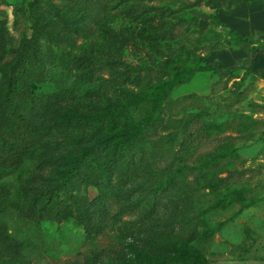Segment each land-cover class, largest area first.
I'll return each instance as SVG.
<instances>
[{
    "label": "trees",
    "instance_id": "obj_1",
    "mask_svg": "<svg viewBox=\"0 0 264 264\" xmlns=\"http://www.w3.org/2000/svg\"><path fill=\"white\" fill-rule=\"evenodd\" d=\"M243 1L258 0H189L185 7L215 10L212 25L229 28L241 45L256 46L217 14ZM104 4L28 1L23 11L31 33L18 45L8 21L0 19V264H30L29 252L43 248L42 223L71 220L88 241L113 230L128 249L118 259L96 251L84 264H210L188 250L200 236L198 217L186 213L180 220L175 207L162 214L165 200H176L185 169L156 179L148 150L164 138L173 93L209 69L206 59L149 55L133 66L119 55L95 54L83 42L93 34ZM150 9L160 14L162 25L176 12L166 2ZM178 22L185 26L197 19L181 15ZM175 27L163 25L161 35H152L151 49L174 39ZM110 90L114 98L107 95ZM81 100L88 103L84 109ZM167 139L173 144L171 136ZM225 159L226 147L220 146L187 170L217 193L234 178L221 169ZM90 187L98 191L94 198L85 192ZM185 229V238L174 237ZM158 233L164 241H157Z\"/></svg>",
    "mask_w": 264,
    "mask_h": 264
},
{
    "label": "rangeland",
    "instance_id": "obj_2",
    "mask_svg": "<svg viewBox=\"0 0 264 264\" xmlns=\"http://www.w3.org/2000/svg\"><path fill=\"white\" fill-rule=\"evenodd\" d=\"M28 1L31 0H0V19L8 21L14 45L31 33L23 11ZM188 1L105 0L93 34L83 43L95 54L119 55L133 66H141L149 55L159 59L205 57L209 69L196 73L173 93L175 104L162 130L164 138L148 147L156 179L164 180L172 172L185 169L176 200H165L162 214L169 215L175 207L180 211L176 214L180 220L186 213L198 217L195 222L200 236L188 250L210 264H264V85L256 72V57L264 50L256 48L260 47L257 41L256 46L239 44L229 28L210 23L215 10L188 9ZM164 2L176 11L163 23L165 27L176 26V37L160 40L157 50H152L154 42L150 37L161 35L163 25L160 14L150 8ZM248 10L256 11V2ZM246 11L245 7L239 14ZM219 12V18L224 19L226 14ZM181 15L196 18L197 22L182 26L178 22ZM120 36L126 39L124 43ZM226 37L233 40L225 41ZM214 44L219 46L217 50L210 48ZM109 76L108 71L104 72L105 78ZM107 92L114 98L112 90ZM81 102L79 108L84 109L88 103ZM170 136L173 144L167 139ZM220 146L226 147L221 169L233 172L234 178L229 187L215 193L187 167L197 168ZM85 192L90 198L98 195L93 187ZM12 225L18 226L15 222ZM42 230L43 248L29 252L30 264H84L96 251L115 259L128 252L113 230L94 242L88 241L84 229L76 227L72 220L43 222ZM186 232L187 229L174 237L185 238ZM159 240L164 241L158 233ZM149 247L139 245L141 249Z\"/></svg>",
    "mask_w": 264,
    "mask_h": 264
},
{
    "label": "crops",
    "instance_id": "obj_3",
    "mask_svg": "<svg viewBox=\"0 0 264 264\" xmlns=\"http://www.w3.org/2000/svg\"><path fill=\"white\" fill-rule=\"evenodd\" d=\"M253 3L255 2L247 3L246 1H243L242 3L236 5L233 9L220 10L219 13L221 14V12H224V14H226V19L221 17L223 23L225 22L229 24L241 35L256 40L261 47L264 46V0L256 1V11L248 10ZM257 6L259 7L257 8ZM245 7L247 8V11L243 15H240L239 10L245 9ZM256 72L260 76V80L262 81L261 84L264 85L263 53H260L256 57Z\"/></svg>",
    "mask_w": 264,
    "mask_h": 264
}]
</instances>
